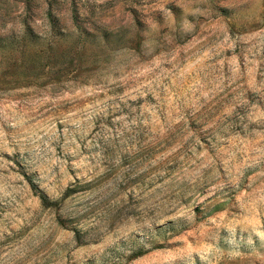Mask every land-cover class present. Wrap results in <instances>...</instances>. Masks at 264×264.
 I'll list each match as a JSON object with an SVG mask.
<instances>
[{
  "label": "rangeland",
  "instance_id": "rangeland-1",
  "mask_svg": "<svg viewBox=\"0 0 264 264\" xmlns=\"http://www.w3.org/2000/svg\"><path fill=\"white\" fill-rule=\"evenodd\" d=\"M0 264H264V0H0Z\"/></svg>",
  "mask_w": 264,
  "mask_h": 264
},
{
  "label": "trees",
  "instance_id": "trees-1",
  "mask_svg": "<svg viewBox=\"0 0 264 264\" xmlns=\"http://www.w3.org/2000/svg\"><path fill=\"white\" fill-rule=\"evenodd\" d=\"M33 187V186H32ZM35 193H38L36 190H34ZM39 198L41 199V201L45 204V205H49L47 199L42 195V194H38Z\"/></svg>",
  "mask_w": 264,
  "mask_h": 264
}]
</instances>
